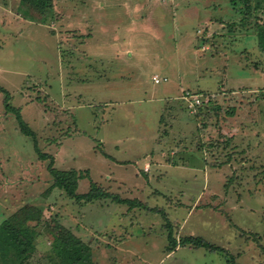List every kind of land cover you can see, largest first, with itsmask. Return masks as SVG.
<instances>
[{"label":"rangeland","instance_id":"obj_1","mask_svg":"<svg viewBox=\"0 0 264 264\" xmlns=\"http://www.w3.org/2000/svg\"><path fill=\"white\" fill-rule=\"evenodd\" d=\"M221 1L52 0L50 17L0 0V223L27 202L63 212L95 264H264V50L253 18L233 23L242 1L231 17ZM35 141L134 202L51 189ZM170 229L223 249L168 253ZM49 247L41 235L29 263L54 264Z\"/></svg>","mask_w":264,"mask_h":264},{"label":"trees","instance_id":"obj_2","mask_svg":"<svg viewBox=\"0 0 264 264\" xmlns=\"http://www.w3.org/2000/svg\"><path fill=\"white\" fill-rule=\"evenodd\" d=\"M22 1L28 3L32 8L39 10L38 12L43 15L50 9V17L54 16L55 9L53 4L54 1L52 2V0ZM240 1H242V5L240 6L245 9L244 15L246 16L242 18L240 9V11H238L240 12L239 17H237V20L235 19L233 23L244 25V23L248 24L247 21L253 18L257 27V34L260 38L261 47L264 50V0H239V2ZM2 89L3 88L0 87V90ZM202 94L203 97H210V102H213L211 100L215 98V94ZM47 97L49 98V96ZM208 105L209 103L203 104L199 110L208 108ZM218 111H222V109L219 108ZM226 112L227 114H233V111L230 109H226ZM17 114L18 117L21 118V130L36 139L35 132L28 127L24 120H22L19 110ZM35 147L39 151L38 141H35ZM39 153L44 158H50L49 170L54 177L51 189L53 187H60L67 196L77 201L93 202L96 199L110 197L120 202H134L129 198H124L118 193H113L102 187L97 181L90 177L87 171L77 168L59 169L54 166L55 159L51 154L41 152V150ZM85 178L90 179L89 190L87 192H79L78 186L80 185V180ZM47 192L49 194L50 187L45 191V193ZM56 214L57 215H47L44 207L27 202L12 215L6 217L0 223V264H30L29 261L37 250L38 238L41 235H45L49 238V257L54 264H95L91 244L74 233L70 227L64 225L60 219V214ZM168 239V252L173 251L179 243L181 245L204 246L214 250L223 249V247L196 235L183 236L178 241L172 229L168 232Z\"/></svg>","mask_w":264,"mask_h":264},{"label":"crops","instance_id":"obj_3","mask_svg":"<svg viewBox=\"0 0 264 264\" xmlns=\"http://www.w3.org/2000/svg\"><path fill=\"white\" fill-rule=\"evenodd\" d=\"M226 2V3H228L226 6L224 5H222V7L227 11V13L230 15L229 17H231V14H233L234 13V11H235V9H234V7L232 6V4H231V0H223V1H221L220 2V4H219V6L221 7V3L222 2ZM217 7V10H221V11H223L224 12V14H225V11L223 10V9H220V7ZM215 10V9H214ZM240 11V10H239ZM238 13H240V12H238ZM228 21V20H227ZM222 25L223 26H225V24L224 23H222ZM240 27H241V24H240ZM173 93V92H172ZM171 93V94H172ZM170 96V94H168V97ZM164 98H167V95L164 97ZM163 98V99H164ZM163 154V152H160L159 154H157V155H154V156H150V158H152V159H154L155 158V160H158V158L160 159V156ZM157 156H159L158 158H157ZM157 158V159H156ZM147 161V160H146ZM148 162H146V166L148 165L147 164ZM118 174H115V176H114V179H113V177H110L111 179H112V186H114V187H116V188H124V190L125 191H128V189L130 190V188H129V185H127L126 183H125V181L123 180V178H122V176H119ZM116 178L118 179V180H120V181H118V180H116ZM124 198H126V197H124ZM66 209V211H67V209L68 208H65ZM65 209H63V210H65ZM62 213L63 212H59V214H60V219H61V221L63 222V224L64 225H66V226H68V224H66L65 223V221H66V219L67 220H70V216H67V214H65V213H63V215H62ZM68 215H69V213H68ZM70 225V224H69ZM68 227H70V226H68ZM72 230L73 229H75V230H73V232L74 233H76L75 231H76V228H75V226L74 225H72L71 227H70ZM79 237H81L83 240H85V241H87V242H89L90 244H91V246H92V242H94L95 241V239H88V238H86V237H82V236H80L79 235V233H76ZM170 252H172V251H170ZM170 252H168V253H170Z\"/></svg>","mask_w":264,"mask_h":264},{"label":"built area","instance_id":"obj_4","mask_svg":"<svg viewBox=\"0 0 264 264\" xmlns=\"http://www.w3.org/2000/svg\"><path fill=\"white\" fill-rule=\"evenodd\" d=\"M168 80V77H161V78H158V77H156L155 78V81L156 82H162V81H167ZM190 93L188 92V96H184V98L185 97H188L189 99H194L195 100V102L193 103V105L192 106H190V107H193V106H197L198 104H200L201 103V98H200V95L199 94H191V95H189ZM195 107H193L194 109H195Z\"/></svg>","mask_w":264,"mask_h":264}]
</instances>
